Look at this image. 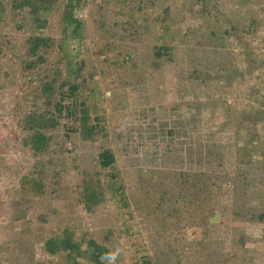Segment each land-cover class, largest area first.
Listing matches in <instances>:
<instances>
[{
	"label": "rangeland",
	"instance_id": "obj_1",
	"mask_svg": "<svg viewBox=\"0 0 264 264\" xmlns=\"http://www.w3.org/2000/svg\"><path fill=\"white\" fill-rule=\"evenodd\" d=\"M72 1L82 37L64 29L70 0H0V264H64L45 242L65 231L81 250L106 243V264H264V0ZM38 35L51 44L33 53ZM57 67L82 85L70 119L38 98ZM36 106L57 117L43 154L28 144ZM82 108L101 123L88 138ZM86 180L101 193L90 207Z\"/></svg>",
	"mask_w": 264,
	"mask_h": 264
},
{
	"label": "trees",
	"instance_id": "obj_2",
	"mask_svg": "<svg viewBox=\"0 0 264 264\" xmlns=\"http://www.w3.org/2000/svg\"><path fill=\"white\" fill-rule=\"evenodd\" d=\"M46 2H48V5L46 6ZM44 6L43 8H49L50 0H44ZM29 5L31 7V11H38V8L35 7L33 4L30 3V0H14V6L15 7H21V6H27ZM75 8V5L73 4V1L70 0V2L66 5L65 15H64V29L66 28H73V35L82 37L83 34L80 33V28L84 25L83 22L79 21L78 18L74 16L73 9ZM23 21H20L17 26L20 28L23 26ZM31 52L36 53L40 47L42 48L43 45L48 46L51 44V39L45 36H35L31 39ZM163 53H168L167 47L162 46L157 51L158 56H162ZM87 57L81 59L80 61L76 60L77 68L78 70H82L85 65V60ZM44 60V57L41 55H38V61ZM73 58H69L66 60V65L69 67L72 63ZM124 62L127 63L128 60L125 58ZM34 63L29 62L28 66L30 68H33ZM70 68V67H69ZM62 69L57 67L55 71L53 72L50 80L45 81L41 86V93L38 94V98H45V101H43L44 107L52 106L54 108V113H59L61 115V112L64 109H67L66 115L69 117V119L76 114V111L74 108H72L74 105H76V93L79 90V88L82 86L81 83H77L75 79L68 78L67 81L61 79ZM80 73V72H79ZM68 84V86H67ZM66 85V89H65ZM36 96V95H35ZM59 98V100L57 99ZM68 97L71 99L72 105L67 106L63 104V98ZM45 108H40V106H36L35 109L30 111V113L26 114L25 121L27 125H30V130L33 131L31 133V141L28 142L30 145V148L37 153L43 154L45 150L48 148V142L51 140V136H48L45 134L44 131L41 130L43 126H45L46 120H52L51 125L56 124V118L57 117H48L46 113L48 111ZM82 114L80 115V118L82 120L81 122V130L80 133H82L83 138H88L92 136L97 131V125H100V122L94 123V125L86 126V123L84 120L87 119L88 112L87 109L82 108L81 109ZM48 117V118H47ZM257 118H264V112H259L257 114ZM83 127V130H82ZM102 127V126H101ZM100 127V128H101ZM67 137L69 139L73 138V135L76 136L75 131L73 130H67ZM98 159L100 165L107 171V174L110 176V182L112 184H115L117 182V179L119 177V171L116 168V157L115 154L112 152L111 149L105 148L101 150L98 154ZM26 179L28 181H23V184L29 185L32 191H42L44 190V186L39 183L36 179L33 178V176H26ZM109 180V179H108ZM116 198H118L123 204H126V196L124 192V188L122 185L116 186L115 190L113 191ZM82 194L85 198L84 202L88 207H90V202L93 204L95 202L100 201L101 199L98 198L101 193L97 190V186L92 181H85L83 183V189ZM156 201H153L151 203V206H154L155 208L159 207L157 203H154ZM127 206V205H125ZM46 250L49 254L52 255H61L63 258H66V262L64 264H69L74 262L73 264H80L76 258H84V257H92L93 260H95L98 264H106V260L102 259L101 257L104 256L107 259L106 254H108L109 251L108 245L106 243L99 242L98 240L90 239L89 246L86 247V249H80V244L75 241L72 238V234H69L67 231L63 233L59 238L50 237L45 242ZM138 260V259H136ZM146 260V259H145ZM147 261V260H146ZM146 261H143V263L137 264H151Z\"/></svg>",
	"mask_w": 264,
	"mask_h": 264
}]
</instances>
